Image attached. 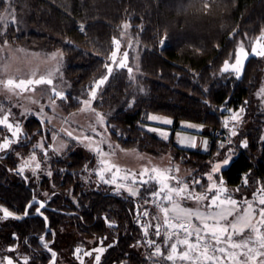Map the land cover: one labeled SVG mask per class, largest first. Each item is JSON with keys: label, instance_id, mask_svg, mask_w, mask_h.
I'll list each match as a JSON object with an SVG mask.
<instances>
[{"label": "trees", "instance_id": "obj_1", "mask_svg": "<svg viewBox=\"0 0 264 264\" xmlns=\"http://www.w3.org/2000/svg\"><path fill=\"white\" fill-rule=\"evenodd\" d=\"M9 6L16 9L20 19L26 18L30 29L26 31L20 25L12 27L9 32L12 40L27 39L36 45L62 49L67 55L66 74L75 91L105 74L113 39L124 21L131 22L132 31L144 50L141 65L148 76L150 95L140 96L134 106L128 107L125 100L131 95L132 83L128 72L122 71L114 76L102 96L104 107L114 112L111 122L125 134L116 138L124 148L151 153L171 148L177 154L193 156L195 163L187 165L203 173L211 167L212 152L182 148L173 138L166 142L141 129L139 124L146 115L155 113L172 118L176 126L185 120L216 130L224 114L213 108L228 102L237 110L252 98L257 88L262 68V61L257 57L249 59L243 78L232 90L227 85L219 86L209 75L223 66L231 53L235 54V40L264 32V0H0V15ZM81 25L84 31L80 30ZM162 40L167 42L165 47ZM203 84L207 85L208 93L202 90ZM72 96L69 95V102ZM43 127L39 119L27 123L30 132ZM260 131L259 127H251L246 135L248 147L240 149L237 158L222 171L229 186H242L245 175L264 183V142H260ZM17 150L26 151L25 148ZM12 155L0 157V162H4L0 164V206L24 214L25 206L39 198L59 211H45L51 224L49 232L44 218L39 216L23 220L5 218V223L0 225V249L21 244L39 257V264H50L54 256L49 249L62 258V247H69L74 241L73 235L60 236L59 231L62 223L72 221L85 239L107 233L117 238L118 242L109 247L100 264H149L132 247L142 237L143 230L137 224L136 207L131 200L96 193L92 200L85 197L84 202L74 207L59 193L47 199L33 178L18 172ZM76 158L78 161L72 164L58 163L66 169L52 176L58 188L66 189L71 181L75 183V173L80 171L84 160L82 155L70 157L71 161ZM67 206L74 209L73 215L63 213L68 211ZM34 209L30 214L35 213ZM105 213L110 220L114 219L116 228L107 227L102 218ZM44 241L50 245L45 247ZM68 263L77 264L72 258Z\"/></svg>", "mask_w": 264, "mask_h": 264}, {"label": "rangeland", "instance_id": "obj_2", "mask_svg": "<svg viewBox=\"0 0 264 264\" xmlns=\"http://www.w3.org/2000/svg\"><path fill=\"white\" fill-rule=\"evenodd\" d=\"M9 8L11 12L8 11ZM9 8L2 11L0 15V18H2L0 19V25H2L0 27V82H6L7 79L16 81L21 79L38 80L43 77L46 80H52V84L44 83L29 86L30 89L34 88V91L21 92L20 90H16V92H10L0 83V119L7 115L8 123L14 125L11 131L4 125H0V143L3 142L4 137L17 141L9 149L0 151V157L13 153L12 156L17 162L18 169L23 168L22 173L34 179L38 190L42 191L43 194L47 193V196H45L47 199L54 197L55 193H59L63 196L61 197L62 199H68L74 207L84 202L85 197L92 200L95 198L96 193L115 195L122 199L131 200L136 207L137 224L143 230L142 237L135 241L132 247L144 258H147L146 260L149 264H154L157 259L168 263L163 257L152 256V249L153 252L155 249L148 244V241H154V243L155 241H159L161 251L165 255L168 254L169 249L163 244L166 235L165 227L163 226V214L159 211V206L162 203L166 205L167 202L162 201L160 197L151 195L152 192L160 187L156 179H149V175H154L151 173V169L156 168L161 171L171 169V175H174L178 180L183 182L199 180L201 183L197 185L189 183V190L194 193L202 192L208 183V175L215 173L212 169L217 162L222 161L227 154L231 157V164L239 155L240 149L248 147L249 141L246 135L251 131V127L260 128V142H264V56L253 54L251 51L253 48L257 52L261 51V45L264 44V32L256 37L247 35L245 40L242 38L237 41L235 40V54L231 53L226 61L231 66L235 63L237 57L241 59V73L239 76L232 71L231 67L225 72L223 70L224 64L218 70H213L212 74L209 75L210 79L214 80L219 86L225 87L227 85L232 90L243 78L246 65L251 57H257L262 61L257 88L251 99L246 101L237 110L230 106L228 102L222 106L213 108L220 115L224 114L218 129L207 128L198 133L200 127H203L198 123L182 120L176 126L172 118L155 113L146 115L142 123L139 124L141 129L157 135L166 142L171 141L172 135H174L176 144L186 149L196 150L198 146L195 140L198 136H208L210 149L208 151L197 149L200 152H212L213 156L210 161L211 167L205 169L202 173L197 167L187 165L188 162L195 163L193 156L185 153L177 154L171 148L158 153L141 151L140 149L130 147L124 148L116 140V138L120 139V137H124L125 134L118 125L111 122V119L115 117L114 112L107 110L103 105L104 100L102 96L106 86L118 72L127 71V68L130 67L132 72H127L129 81L132 83V91L129 99L125 100L126 103L128 101V107L134 106L140 96H149L151 92L149 83H146L147 73L143 72L141 65L144 50L137 34L132 31V24L129 20L121 24L118 35L113 39V49L106 58L107 65H112L113 70L107 81L100 88L95 89L96 97L93 100L91 92L94 90V85L99 79L107 75V69L103 76L95 78L87 86L81 87V89H77L76 91L73 90V83L66 74L67 55L62 49L48 47L46 44L36 45L28 42L27 39L20 41L12 40L11 35H9L12 27L20 25L26 31L30 29L26 24V18L22 17L20 19L16 13V9L12 6H9ZM13 20L14 23L12 22ZM115 40L119 41V45L115 43ZM5 41H7V44L4 43ZM166 45L167 42L164 40L163 46L165 47ZM241 45L248 53L247 57L240 52ZM113 51L116 52V62L119 63L123 60L126 64L125 68H118L113 63L111 58ZM124 53H127L126 58ZM206 86L203 84L202 90L208 93L209 89ZM53 88L56 92L62 93L64 98L57 97L52 91ZM70 94L73 95L72 102L68 100ZM171 96L174 97L173 94ZM84 101H89V103L85 104ZM241 108L244 111L241 112ZM237 113L238 120L233 121L231 117ZM101 116L103 117L102 121L100 120ZM152 117H157V119H152ZM34 119L42 120L44 127L43 129L38 128L30 132L27 129V123ZM165 120H170L171 123H164ZM225 121L228 122V127H225ZM157 123L167 125L169 128L162 125L160 127ZM17 125L20 131L17 137H13L12 131H15ZM233 129H235L236 135L231 134ZM218 130L228 132L229 140L222 142L213 138L212 135ZM176 132L178 134H175ZM68 133L72 135L69 136ZM85 137H89L90 139H85ZM244 141H247V147L243 146ZM17 148H25L26 151H18ZM96 149H100V151L98 152ZM77 155H82L84 160L81 159L83 160V163H80L82 165L81 169L78 173H75V183L71 181L66 189L58 188L56 184H53L52 176L58 171L65 172L66 170L64 165L61 168L58 163L67 161L66 164H72V162H77V158L72 161L70 159V157L75 158ZM102 160L107 163L101 164ZM37 163L40 164L39 168H36ZM0 164H4V162H0ZM111 165H115L116 167L111 168L109 171L108 169ZM117 168L119 171H117ZM144 168L149 169V175L140 176L139 173L143 172ZM48 173H51V175H48ZM101 173L103 174V179H101ZM132 174H137L135 177L137 181L148 180V184L141 185L137 183L133 185ZM113 176L116 177L115 183L111 182ZM247 176L249 175H245L246 179L249 178ZM44 180H51V182H44ZM105 181L109 182L105 183ZM44 183L50 189L49 187L47 189ZM165 183L169 186H175V181L171 179L165 181ZM120 185H124V187H120ZM128 188L136 190L137 195L132 196L127 191ZM247 188L250 189L253 186H245L244 189ZM240 192H243V190H240ZM163 195L164 193L162 192L161 197ZM145 201L150 202L145 203ZM67 207V213H72L71 215H73L74 212L72 211L74 209L70 206ZM5 208L14 215H22L7 207ZM145 210L149 213L146 217L142 215ZM5 218L16 219L5 216L3 210L0 209V225L5 223ZM102 218L105 220L108 228L117 227L114 219L113 221L110 220L107 213L102 214ZM155 222L162 223L160 237L155 235ZM145 230H147V235H145ZM59 231L60 236L65 235L67 237L73 235L74 241L69 247H62L61 254L64 255L62 258L58 255L59 263L57 261L51 264H70L68 263V259L71 258L77 264H100L110 247L109 245H115L118 242L117 238L110 237L109 233L102 237L86 236L85 239L79 233L77 225L74 226L72 221L62 223ZM167 234L171 235V232L169 231ZM174 240L175 237L173 238ZM173 241H169V244ZM44 244L50 245L49 242H45ZM97 248H103L104 251H93ZM9 249H14V251H10ZM76 249H80L81 251L76 252ZM51 252L53 253L54 251L52 250ZM88 252L92 254L86 255ZM97 255L100 257L98 262L94 259ZM6 258H12L14 264H23L26 258L29 264H39L40 262L38 261V256L27 251L21 244L3 246L0 249V264H6ZM165 263L161 262L160 264ZM178 264L180 263L178 262Z\"/></svg>", "mask_w": 264, "mask_h": 264}, {"label": "snow or ice", "instance_id": "obj_3", "mask_svg": "<svg viewBox=\"0 0 264 264\" xmlns=\"http://www.w3.org/2000/svg\"><path fill=\"white\" fill-rule=\"evenodd\" d=\"M207 7V4L205 5ZM11 12V9H8ZM2 19V18H0ZM14 23V20L12 21ZM2 27V25H0ZM81 31H84L83 25L80 28ZM7 44V41L4 42ZM115 43L119 45V41L115 40ZM163 43V40L161 41ZM253 54L264 56V44L261 45V51L257 52L255 48L252 50ZM240 52L247 57L248 53L244 50L243 46L240 47ZM125 58L127 57V53H124ZM116 52L113 51L111 54V58L113 63L116 64L118 68H125L126 64L123 60L119 63L116 62ZM242 61L239 57L235 59V63L231 66L229 65L228 61H225L223 70L227 72L231 67L232 71L237 74V76L241 73V65ZM107 69V75L103 76L99 79L96 84L94 85V90L91 92V96L93 100L96 97L95 89L100 88L103 85L109 75L112 73V65H105ZM129 73L132 72V69L129 67L127 68ZM3 84L6 90L10 92H16V90L28 91L33 90L34 88L30 89L29 86L38 85V84H52V80L44 79L41 77L38 80H24L21 79L19 81L13 79H7L6 82H0ZM53 93L59 97L64 98L62 93L56 92V90L52 89ZM18 94V93H17ZM85 104H88L89 101H84ZM240 111H244L243 108ZM152 119H157V117H152ZM231 119L233 121L238 120V113L232 115ZM100 120H103V117H100ZM164 123L170 124V120H165ZM0 125H4L10 131L13 129L14 125L8 123V116L5 115L2 119H0ZM193 126V125H189ZM225 127H228V122L225 121ZM20 128L17 125L15 127V131H12V136L17 137ZM232 135H236L235 129L232 130ZM71 136V133H68ZM85 139H90L89 137H85ZM17 141L13 139H9L8 137L3 138V142L0 143V151H4L10 148V146ZM206 143V142H205ZM193 146H195L193 144ZM243 146L247 147V141L243 142ZM96 151H100V149H96ZM46 155V154H45ZM34 158V157H33ZM230 155H225L222 161L217 162L212 171L219 172L222 167H226L230 163ZM107 163L106 161H101V164ZM40 164H36V168H39ZM115 165H111L108 169L109 171L111 168H115ZM23 168L18 170L19 173L23 172ZM117 171L119 169L117 168ZM178 171V169H176ZM151 173L154 175H149V169L144 168L143 172L139 173L140 176L149 175V179H156L157 182L160 184V187L151 193L154 197H160L162 201H166L167 204H161L159 206V211L163 214V226L165 227V239L163 244L167 249H169L168 254L165 255L164 252L161 251V247L156 245L154 241H148L150 247H154L155 251L151 253L154 257H163L164 260L175 262L177 260L184 262V264H222V262L227 261L228 264H255V262H259V264H264V259H260L264 257V232H261V227H264V188H261L262 198L259 199L257 202V208H253V205L249 203L246 199L243 200V205L246 206V211L235 217L234 220L229 221L228 217L234 215V209L238 206L240 202L235 199H232L230 196L221 199L220 193L226 192V188L219 187L213 183L210 188L207 189V192L213 193L211 198L209 199L207 194L198 195L194 194L193 191L189 190V183L192 185L200 184L201 181L199 180H191L190 182H183L178 180L174 175H171L172 170H158L156 168L151 169ZM51 175V173H48ZM137 174H132V184L135 185L140 183L141 185L148 184V180H136ZM101 179H103V174L101 173ZM127 179V177H125ZM175 181V186H169L165 181L167 180ZM213 177L211 174L208 175V180H212ZM220 180L221 185L223 184L222 177H218ZM116 177H112V183H115ZM109 181H105L108 183ZM246 182V180H245ZM120 187H124V185H120ZM127 191L132 195L136 196L137 191L133 188H128ZM238 191V190H237ZM164 195L161 197V193ZM47 196V193L44 194ZM177 198L182 200H194L196 202L208 200L207 205H204V210L201 211L199 209L194 208H185L180 206L177 203ZM150 201H145V203H149ZM36 207L34 211L43 216V212L41 211L46 207V204L43 201H36ZM32 208L31 204L25 206V215H28V209ZM251 210V211H248ZM258 212L259 220L256 221V224L253 223V213ZM3 213L5 216L11 217L13 216L12 212H9L7 209H3ZM143 216H148V211H143ZM45 220L47 217H44ZM195 219L199 221V226H195L192 221ZM259 225V226H257ZM161 224L155 225V235L160 236V227ZM245 229L248 230L249 235L244 237ZM171 232V235H168V232ZM145 235H147V230H145ZM183 236V238H181ZM238 236L242 237L239 241H233L232 237ZM175 240L173 241V238ZM226 237V239H224ZM194 238V239H193ZM169 241H173L169 244ZM177 245H182L183 248H178ZM225 245V246H222ZM252 245V246H250ZM111 246V245H109ZM47 247V244H45ZM10 251H14V249H9ZM51 252V249H49ZM76 252H80V249H76ZM93 251L96 252H103V248H97ZM91 252L86 253V255H91ZM55 256V253H52ZM241 257L243 259H241ZM97 262L99 261L100 257L97 255L94 258ZM6 264H14L12 258H6ZM23 264H29L28 259L26 258ZM154 264H160V261L157 260Z\"/></svg>", "mask_w": 264, "mask_h": 264}, {"label": "crops", "instance_id": "obj_4", "mask_svg": "<svg viewBox=\"0 0 264 264\" xmlns=\"http://www.w3.org/2000/svg\"><path fill=\"white\" fill-rule=\"evenodd\" d=\"M157 125L160 126L162 124L157 123ZM162 126H166V127L169 128V126H167V125H162ZM204 129H207V127H205V126L200 127V131L198 133H200ZM177 132H180V131H177ZM177 132L175 134H178ZM172 138L175 139L174 135H172ZM195 141H196V144L198 146L197 149H202L203 151H208L210 149V140H209L208 136H203V137H199L198 136V138ZM177 142H178V140H177ZM192 150H194V149H192ZM228 166L222 167L219 172H215L212 175L213 179L211 181L208 180V177H207L208 183L206 184V188H204V191L196 192L194 194H198V195L207 194L209 199H210L213 193L207 192V189L210 188L213 183H215L217 185V188H219V187L226 188V190H227L226 192L220 193L221 199H224L225 197L230 196L232 199H235L238 202H240L238 204V206L236 207V209H234V215L228 217V220L232 221V220L235 219L236 216L243 214L247 210L246 206L243 205V200L244 199H246L249 203H251L253 205V208H257V202L259 201V199L262 198V194H261L260 190H261V188H264V186H263L264 183H262L258 179L254 180V181H252L250 178L246 179V177L244 176L243 185L242 186L231 187V186H229L227 184L226 180L222 176H220L222 174V171L225 170ZM219 176L222 177V179H223V184L222 185L220 183V180L217 179V177H219ZM247 177H249V176H247ZM245 180H246V182H245ZM245 186L246 187L253 186V188L244 189ZM240 190H243V192H240ZM177 203H179L180 206L185 207V208H194V209H199V210L203 211L204 210V205H207L208 200L196 202L194 200H182V199L177 198ZM260 207H264V206H260ZM248 211H251V210H248ZM252 215H253V223L256 224V221L259 220L258 212H254ZM192 223L195 226H199V221H196L195 219H193ZM156 224H159V223H156ZM161 225H162V223H161ZM257 226H259V225H257ZM161 228H162V226L160 227V229ZM260 231L264 232V227H261ZM248 235H249V232H248L247 229H245L244 237H247ZM224 239H226V237ZM232 239H233V241H239L240 239H242V237L233 236ZM155 243H156V245L160 246L159 241L158 242L155 241ZM222 246H225V245H222ZM250 246H252V245H250ZM177 247L178 248H183L182 245H177ZM241 259H243V258L241 257ZM260 259H264V257H261ZM178 262L180 264H184V262H181L179 260H177L175 262V264H178ZM167 264H173V262L168 261ZM222 264H228V262L224 261V262H222ZM255 264H259V262L257 261V262H255Z\"/></svg>", "mask_w": 264, "mask_h": 264}, {"label": "water", "instance_id": "obj_5", "mask_svg": "<svg viewBox=\"0 0 264 264\" xmlns=\"http://www.w3.org/2000/svg\"><path fill=\"white\" fill-rule=\"evenodd\" d=\"M21 174H23V173H21ZM24 175V174H23ZM36 201H43L45 204H46V207L44 208V209H42L41 211L43 212V216H41V215H39V214H37L36 212L34 213V214H30V211H31V209L33 208V207H36L37 205H36ZM28 204H31L32 205V208H30V209H28V215H25V214H22L21 216H17V215H14L13 214V216H11V217H14V218H16V219H18V220H23V219H26V218H28V217H34V216H39V217H42V218H44V217H47V219L45 220V218H44V220H45V222H46V227H47V232H49L50 231V220H49V218H48V216H47V214L45 213V211L46 210H50V211H53V212H57V211H59V210H57V209H55V208H52V207H50L49 206V204H48V202H46V201H44V200H42V199H39V198H34L33 200H31ZM0 209H6L5 207H3V206H0ZM61 212V211H60ZM63 212V211H62ZM64 214H68V215H71L72 213H67V212H63ZM45 238V237H44ZM51 251H52V249H51ZM54 251V250H53ZM55 253V256H54V258H53V260H52V262L51 263H56L57 262V259H58V254L56 253V252H54ZM50 263V264H51Z\"/></svg>", "mask_w": 264, "mask_h": 264}, {"label": "built area", "instance_id": "obj_6", "mask_svg": "<svg viewBox=\"0 0 264 264\" xmlns=\"http://www.w3.org/2000/svg\"><path fill=\"white\" fill-rule=\"evenodd\" d=\"M215 139H218L219 141H228L229 140V134L228 132L224 130H218L213 134Z\"/></svg>", "mask_w": 264, "mask_h": 264}]
</instances>
